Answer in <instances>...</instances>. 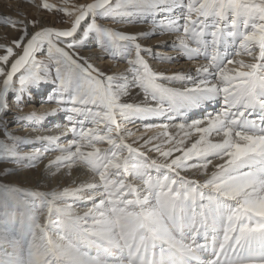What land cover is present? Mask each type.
<instances>
[{
    "label": "bare ground",
    "instance_id": "6f19581e",
    "mask_svg": "<svg viewBox=\"0 0 264 264\" xmlns=\"http://www.w3.org/2000/svg\"><path fill=\"white\" fill-rule=\"evenodd\" d=\"M70 1L71 4L68 7L70 10L78 7L81 4L87 3L85 0ZM18 2H20L21 5L25 7L29 15L31 13L42 12L43 7L41 8V6L43 3H41L40 0H18ZM48 2L55 4L56 6L61 4L60 0H48ZM91 2L92 0H89L88 3ZM183 12H186V9H183L182 7L173 9L171 13H151V16H149L148 13L133 12L127 17H130L129 20L124 19L123 21H118L117 19H110L108 20L109 22L107 21L108 23H105V25L109 24L111 21V25H116V27L122 26V29L119 30L120 32L125 31L127 34L147 33L148 35L142 36L138 39V43L141 44V48L143 50L141 52V55L148 62L149 66L154 71L165 73L166 76H173L174 74L180 73L185 77L184 79L173 80L160 79L157 81V83H161L168 88L182 90L185 87H192L193 80H199L200 77H197L196 69L199 65L207 63V60L203 55L189 58L187 53H185L178 46L177 35L182 34V29L180 33H177L170 27V25L173 21L182 25L184 22L182 17ZM157 14H159L157 17L154 16ZM44 16L45 17H41L40 20V24H42L44 27L65 29L55 25V18H53V21H55V23H49L47 21V15L44 14ZM4 17L7 16L0 10V33L5 32L4 34L8 35L9 38H16L18 35H20L19 31L16 28H13L11 25L4 23ZM10 18L14 19V17L12 16H10ZM27 19L29 22H31L30 16H27L26 20ZM2 24L6 26H1ZM33 27L34 26L29 28L32 29ZM208 39L210 42V37H208ZM91 42L96 43L92 44ZM0 44H3V39L1 38ZM86 45H88L89 48L85 49L88 50V54L91 60L95 61L97 67L99 66L101 68L100 65L102 64H115V62L119 61L120 67L121 65L124 66L122 67L120 73L128 74L130 77V73H128L127 71L129 68L127 62L128 57L124 55L123 50L118 46L115 48V50L111 48H109L108 50H104L100 46L99 41L95 39L94 35L92 36L91 40H89V43H86L84 46ZM189 46L197 47V44L195 41H189ZM220 50L222 51L223 48H221ZM228 51H233V49L229 48ZM105 55L108 57L103 58V56ZM97 59L103 61V63L96 62ZM241 59H244L246 62L250 60V58L247 56H242ZM209 79H212V77H209ZM44 87L45 84L40 86L33 85L29 86L26 91L16 92L19 95H27V98L34 102V100H36L37 98H34L32 96L33 93L30 89L32 88L35 95H37L42 92V89L45 93V89L47 88ZM53 89V87H50V89L48 88L47 90L49 93H51ZM137 92L140 93L139 96L136 95ZM39 95L43 100H45L46 96H48L49 94L45 95L41 93ZM132 95L135 98L134 102L139 103L144 99L143 93L139 88L135 89ZM154 103L155 102H153V104ZM14 104L16 105V107L22 105H18V103L16 102H14ZM185 104L186 107L182 108L181 112L183 113V117L188 119L189 122L192 119L201 118L208 113H215L216 111H219L223 106L220 103L219 99L200 101L195 104H188L187 102H185ZM163 106L165 109H167L168 102L165 101ZM53 107L57 108L56 103L49 105L46 103V100L43 102L42 109H40L36 114V116H42L43 119H30L29 117L32 116H30L31 114L29 113L20 116V118L22 117V119L26 123H28L26 127H29L30 130L27 136L19 135V137L21 138V140L19 139L20 142L22 144H27V148L22 150L21 154L29 153L36 148L41 149L42 154L38 159L34 161L29 160L28 158H24L19 162L13 161V166L11 165L12 169L18 170L19 172L17 174L10 175L9 178H16V182L22 184L24 187L36 186L37 188L38 186H40L41 189H45V195L40 193V202L36 204V209L38 211L39 209H43L45 213H49L52 208L50 214L51 216L54 214V212L56 214H61L65 219H70V221H73L75 225L77 224L78 226H80V228L88 230L91 235H93L94 238L97 237L100 242L105 241L103 246L107 245V247H100L101 257H99V260H93L90 257H87L86 254L79 255L77 253L76 246L75 248H72L70 247L72 245H69L65 241L64 237H60L58 235L54 236L52 234L53 231H56V228L55 226H53L52 221L49 220L47 225L48 228L44 227L45 230H43L44 235L42 236V238H32V241L30 243L31 245L28 248V257H30L31 259V264H49L50 260L52 259H54L59 264H62L63 261H67L68 264H116L118 260L121 261L120 264H185L189 261L202 262L203 260H200V258L204 257V255L206 254V245L208 243L218 241L223 236V233L220 232L219 236L214 239V237H216V233H214L212 229L207 226L208 224L206 222V218L210 214V211L205 210L203 212L201 209V211L196 214L188 211L184 216H178L177 221H182L177 223L175 222L176 228H174L171 223L173 219L170 218L171 221L169 222L166 219V217H168V214L165 215L166 217H164L163 215H160V212L163 211V213L166 214L168 208L170 209V207H174L180 210V206L185 210H189L190 205L188 204V207H185V205L181 204L182 199L180 200V197L173 196L172 191L169 193H159V197H157L156 194L152 195V192L156 193L157 188H153L151 186V181L149 179V177L153 176L161 178L164 177L165 179H158V181L160 188L165 189L170 187L171 178L176 177V190H179V188H185L186 190H188L190 188L194 189L195 187H199V191H201V189L204 187V170L202 168H190L188 165H201L206 161L199 160L200 162L193 163L194 161L198 160L193 157L188 161H182L178 166L177 164L173 163V160H175L177 156L183 157L184 150L188 147H191V144L194 143L195 140L199 138L200 135H202V133H198L196 130H191V132L187 134L185 132L179 131L174 127L176 123L182 122L180 120L181 117L179 116H177L176 119L173 120H168L167 116L150 117L146 118L143 121H141L140 119H134V122L127 123V127L132 129L131 133H137L138 130H144V133L141 136H138L137 134L138 137L134 135V137H131V139H123L122 144L126 145L127 147H120L119 145H117L116 148H113V146L108 144L107 142L89 139H77L76 143L78 147H76L72 146V139H74L73 134L67 132L65 127H70L71 125L66 123L62 124V122L65 121L63 118H66V113L63 111H57L54 114H51L53 113V110L56 109ZM64 107H67V105H65ZM46 113H49L51 115H45ZM168 115L174 116L173 113H170ZM1 116L4 117V114L2 113ZM13 116V113H11L10 115L7 114V119H11ZM259 116L260 112L259 109H257L256 111H252L251 115L248 116V118L251 120H255L257 124H259ZM0 122L1 124L7 123V121L5 120H1ZM165 122H169L167 131L172 139H169V135H159L158 130L162 131V129L160 128H144L145 123L164 124ZM23 127L24 125H21V123H16L12 125L10 130L16 131ZM101 128L103 129L102 126ZM120 135L122 136L121 132ZM212 135L213 137H215V133H213ZM40 136H57L59 137V141L52 144H48L47 142L42 143L41 141L36 139ZM137 141H139V144H136ZM145 141H147V143H145ZM177 141H183V143H177ZM149 142L151 143L149 144ZM57 143L59 145L57 146V148L59 147L61 149L58 150L59 152L56 151L53 153L52 151H54V148H56ZM45 148H47V151H44ZM68 148H71L72 152L78 154L74 157H69L67 160L58 164L49 163V161H53L57 156L65 154L62 153V149ZM165 152H170V154L167 156L162 155V153ZM135 161L142 166L138 172V174H141L140 177L139 175L137 177L135 176V174H132L133 179L127 180L126 178H123L125 177L124 173L123 177L122 174L113 176V172L117 171L118 168L123 169L124 166L129 165L131 162ZM216 162L219 161L214 160V163ZM58 165H60V167H58ZM211 170L212 166L209 165L208 171L210 172ZM136 171L138 170L136 169ZM54 175L57 176L54 180L49 181V183L45 181V176L53 177ZM111 186H114L115 188L111 191V195L113 196L117 194V190L119 188L121 190L127 189L126 194L129 193L128 197H130V201H132L131 203L133 205L129 209L127 207H125L124 209H120L119 216L125 215L127 217H118L114 221H112L111 218L116 216V212H114L112 209V203H110L108 199H106L105 202V196H103L104 190L111 189ZM244 190L249 192L252 191L251 189ZM89 191L92 195L93 193H96L95 196H93L95 200L91 203L96 204L94 205L96 206V210H86L85 213L82 214L76 212L75 210L73 211L71 208L72 204L76 203L77 201H83L80 198H76L80 197L76 193H90ZM33 196L38 197V195ZM120 196H117L118 198H120L117 203L122 202V198ZM52 198L53 200L56 198H61L62 201L66 203L64 206L67 208H71V211L70 209H64L62 210H66V212L64 213L60 210L54 209V206L51 207L49 201ZM98 200L101 201L99 202ZM155 201H157V204H155ZM198 201L199 203L200 201L202 202L203 207L210 204V200H208L207 198L201 199V197H199ZM146 202H150V208L146 207L147 209H144V205L146 204ZM251 206L254 208L257 214H259L260 210L264 208V190L257 188L256 191L252 193ZM141 207L143 208V213L148 217L147 223H144L143 220H141L142 216L139 212L141 210ZM201 220H205V224H201ZM2 223L3 221L0 222V264H25V257H23V253H25V251H23V248L19 243H17L18 245L16 246L15 242H17V239H13L14 237L12 231L3 228L5 227V225ZM193 224H195L194 227ZM145 225L151 230V232L153 231L152 234L154 236L159 238L158 242L153 241L151 238H147V234L144 232ZM178 225L182 226L181 231H179V229L177 228ZM188 226H191L192 229L188 230ZM7 229H9V226H7ZM125 232L127 233V237L132 234L134 238L129 241H124L125 243H123L122 240L115 242L116 239L119 238L120 235H124ZM193 233H195L194 236ZM18 234H20V232H18ZM87 237L89 238V236ZM231 238L232 241H235L233 237ZM243 243L245 245L244 248H241V245L237 243H227L224 245H226L228 253H233L234 249L238 248L240 252L237 251V253H243V257L247 258L245 261H247L248 259L252 260V258L258 256L257 253L246 254L245 251L247 248H264V244H262L258 239H252L248 242ZM44 245H46V247H44ZM163 246L176 247L181 251L182 254L175 257L169 251H164V255H161L158 260L155 256H151V254L149 253L141 255L136 254L141 251L146 252L149 250L162 248ZM198 246L200 247L198 248ZM231 248L232 250H230ZM190 251H193V253ZM108 256H110V258H115L117 262L114 263L111 260H109L111 262L105 261V258H108ZM162 256L164 259H167L166 262L162 263ZM229 256L230 255H228L225 263H223L224 260H222L220 264L241 263L242 257L239 258V260L234 261L229 259ZM235 258L236 257L234 255V259ZM85 260L86 262H83Z\"/></svg>",
    "mask_w": 264,
    "mask_h": 264
},
{
    "label": "snow or ice",
    "instance_id": "6c2138e0",
    "mask_svg": "<svg viewBox=\"0 0 264 264\" xmlns=\"http://www.w3.org/2000/svg\"><path fill=\"white\" fill-rule=\"evenodd\" d=\"M42 7L52 10L57 6L43 0ZM177 7L186 9L182 14L183 24L173 21L170 25L177 33L182 29V34L177 35L178 46L189 58L203 55L207 60L206 64L199 65L196 69L199 80H193L192 87H185L182 90L157 83L160 79L173 80L185 77L180 73L166 76L165 73L154 71L149 66L141 55L143 50L138 43V39L148 35L147 33L126 34L102 27L96 22L97 17L115 19L133 12L171 13ZM58 11L67 13L71 20L70 27L65 29L44 27L42 24H36V21H31L34 27L30 29L29 22L10 17L3 18L4 23L13 28L17 25L23 27L20 29L22 34L13 39L10 45L0 44V48L4 49L3 54H0V108L5 106V97L10 90L22 92L33 85L55 84L56 87L45 100L55 102L57 105L51 114L57 111L66 113V119L71 125L65 126L66 131L74 136L72 146L78 147L77 139H89L107 142L116 148L117 145L127 147L122 144L123 137L118 133L129 132V129L121 128V123H132L135 118L124 121L123 117L116 118L117 113L132 114L146 109L175 113L174 116L169 115L167 119L181 117L182 122L175 124L179 131L190 133L191 130H196L207 135L225 127L222 121H225V117L233 115L230 109L232 94L235 93L248 101V111L259 109L260 122L257 124L255 120L249 119L250 128L256 134L264 135V0H186V3L185 0H114V2L92 0L91 3L81 4L71 10L61 7ZM91 34H94L104 50L109 48L115 50L117 46L123 50L124 55L128 57L127 71L130 77L125 73L105 76L92 63L79 56V50L89 43ZM189 41H195L197 47H190ZM45 48L47 62L37 60L36 53ZM229 48L233 51L229 52ZM242 56H247L250 60L246 62L241 59ZM215 80H219L220 84L209 93L212 81ZM137 81L145 87V101L133 103L129 107L117 106L112 93H118L130 83ZM208 94L220 95L225 100L219 111L192 119L190 122L183 117L181 109L186 107L185 102L192 104L195 99ZM165 101L168 102L167 109L163 106ZM65 105L67 107H64ZM244 106L242 103L241 107ZM244 115L247 116V112ZM29 118L43 119L35 113ZM86 121H90L94 127H85ZM144 127L160 128L167 132L169 124L145 123ZM228 131L230 138L231 130ZM36 139L48 144L59 141L57 136H40ZM12 141V147L3 146L0 158L14 162L22 161L24 158L34 161L42 154L39 148L21 154L15 149L17 138L13 137ZM44 151H47V148ZM61 151L65 154L57 156L51 161L52 164L61 163L78 154L72 152L71 148ZM252 162L264 164V153L258 152L252 157ZM16 191L18 189L13 187L0 186V197L12 199ZM237 232L242 242L258 239L264 244V220L260 218L251 220L247 225H239ZM233 239L237 240V234Z\"/></svg>",
    "mask_w": 264,
    "mask_h": 264
},
{
    "label": "rangeland",
    "instance_id": "374dc122",
    "mask_svg": "<svg viewBox=\"0 0 264 264\" xmlns=\"http://www.w3.org/2000/svg\"><path fill=\"white\" fill-rule=\"evenodd\" d=\"M16 1L18 2V0H0V5H1L0 6V10L2 12H4L7 17L12 16V17H14V19L24 20L26 22L28 21V19L26 20L27 16H30L31 21H36V24H40L41 17H45L44 14H46L47 15V21L49 23H55V21H53V18H55V20H56L55 25L56 26H60L61 28L70 27L71 20H70L69 16L67 15V13L62 12V11H58V9H60L61 7H67L68 8L69 5L71 4L70 0H60L61 4L57 5V7L55 9H52V10L44 9L41 6L42 12L31 13L30 15H29V13H27V10L25 9V7H23L20 2L17 3ZM85 1L87 3L89 2V0H85ZM40 2L43 3V0H40ZM113 2H114V0H113ZM158 13L159 14H164L163 12H158ZM148 14H149V16H151V13H148ZM159 14L154 15V16L157 17ZM128 16H121V17L115 18V19H117L118 21H123L124 19H128L129 20L130 17L127 18ZM110 19H113V18H111V17H97L96 18V22H97V24L101 25L102 27L106 26V28H111L114 31L116 30L117 32H120L119 30L122 29V26L121 27H116V25H111L110 24L111 21H110L109 24L105 25V23L108 20H110ZM88 20L90 22L91 21V17H89ZM1 26H6V25L2 24ZM32 26H34V25L29 22L28 23V27H32ZM114 26H115L116 29L114 28ZM22 27H23L22 25H17V27H16V29L19 31L20 35L22 34L21 31H20V29ZM4 33L5 32L0 33V38L3 39V44L2 45H10L13 39L11 37L9 38V36L5 35ZM20 35H18L14 39H17ZM93 35L94 34L90 35L89 40H91ZM91 43L95 44L96 42H91ZM85 48H89L88 45L84 46V48L82 47L79 50V53H78L79 56L82 57L83 59H86L89 63H92L95 68H97V69L99 68V71L103 72L105 74V76L118 74V73H120L122 67H124L122 65L120 67V62L117 61V60L116 61L118 63L117 62H115V64H113V63L112 64L111 63H105L106 65L105 64L100 65L101 68L99 66L97 67L96 64H95V61L91 60V58H90V56L88 54L89 52ZM3 51H4V49L0 48V54H3ZM14 51H17V50L14 49ZM107 57L108 56H106V55L103 56V58H107ZM36 59L40 60V61L47 62V51H46V48L42 49L41 52L36 53ZM96 62L103 63V61H100L98 59L96 60ZM53 75H54V73H53ZM44 84H45L44 88H47V89L48 88L50 89V87L51 88L52 87L53 88L56 87V85L52 84V83H42L41 85H44ZM17 87H18V85H17ZM47 89H45L46 90L45 93H44V90L42 89L41 93H43L45 95L46 94H50ZM30 90L33 93L32 96L34 98H37L36 100H34V102L32 100H29L27 98V95L26 96L25 95H19L15 90H10L8 96H6V99H5V106L2 109L0 108V116L2 115V113L4 114V117L3 116L0 117V121L1 120L7 121V123H4V124H1V122H0V152L3 151V146L4 145H7L8 147H12V144H13L12 138L13 137L17 138V142L15 143L16 151L21 153L22 150L27 148V144H22L20 142L21 138L19 137V135H26L27 136L29 134L30 130H29V127H26V125L28 123H26L22 119V117L20 118V116L26 115V113L31 114L30 116H32L33 113L37 114L38 111L40 109H42V104L45 101L39 95L41 93L35 95V93L32 90V88ZM37 92H38V90H37ZM14 102L18 103V105H21V104L22 105L19 106V107H16ZM46 103L49 104V105L55 104L54 102H46ZM28 108H30V109H28ZM53 108H56V107H53ZM11 113L14 114V116L12 117L13 119L12 118L11 119H7V114L10 115ZM4 118H6V119H4ZM79 118L80 117H77V119H79ZM63 119L65 121H63L62 124L63 123L69 124V122L67 121L66 118H63ZM16 123H21V125H24V127L21 128V129H18L16 131L15 130H10L12 125L16 124ZM84 126L85 127H88V126L91 127V126H94V125H92L90 121H86ZM127 129H129V132H131V130H132L129 127H127ZM26 131H27V133H26ZM143 133H144V130H138L137 133L134 132L133 134L135 136H137V134H138V136H141ZM116 134L117 133L114 131V135H116ZM121 134H122L123 139H127V140L131 139V137H134V135H132V136L129 135L128 132H121ZM118 135H120V133H118ZM150 143L151 142H149V144ZM136 144H139V141H137ZM142 146H143V144H142ZM59 149H61V148H59V147L57 148V145H56V148H54V151H52V152L54 153V152L58 151ZM196 162L198 163L200 161L196 160L193 163H196ZM12 164H13V161H7V160H5L3 158H0V186H9V187H13L15 189H18V191L15 192L14 197L12 199H7L6 200V199H3L2 197H0V222L3 221L2 224L5 225V227H3V228H5L6 230H9V231H12L13 237H14L13 239H15V240L17 239V242H15L16 246L18 245L17 243H19L21 245V247L23 248V251H25V253H23V257H25L24 263L25 264H31V259H30V257H28V255H29L28 248L31 245L30 243L32 241V238L33 237H36V238L41 237L42 238V236L44 235L43 234V230H45L44 227H47L49 220L52 221L53 226H55V228H56V231L52 232V234L54 236L58 235L60 237L61 236L64 237L65 241L69 245H72V246H70L72 248H75V246H76L77 253L79 255H81V254L85 255L86 254L87 257H90L93 260H99V257H101V249L97 248V247H99L97 239L94 238V236L91 235V233L88 230L80 228V226H78L77 224L75 225V223L73 221H70V219H65L61 214H56L54 212V214L51 216L50 214H51L52 208H51L49 213L47 212L48 214L45 213V211H43V209L42 210L39 209V211H38L36 209L37 208L36 204H38V202H40V193L45 195V193H44L45 189H41L40 186H38L37 188H36V186H34V187H24L22 184H19V183L16 182L17 181L16 178H12V179L9 178L10 175L17 174L19 172L18 170L12 169V166H13ZM58 167H60V165H58ZM141 167H142L141 164H139L138 162H136V161L135 162H131L129 165L124 166L123 169L118 168L117 171H114L113 172V174H114L113 176H115L117 174H122V177H123V173H124L125 177H123V178H126L127 180L133 179L132 174H135V176H137V177L139 175V177H140L141 174L140 173L138 174V172H139V169ZM136 169L138 171H136ZM56 177H57L56 175H54L53 177L45 176V181H47V183H49V181L54 180ZM172 178H173V182L171 183V185L169 187L170 189L169 188L162 189V188H160L159 181H158V179H160V180L162 179L161 177H155V176L149 177V179L151 181V186L153 188H157L156 189V193L152 192V195L156 194L157 197H159V193L162 190H167L168 192L164 191L166 193H169V192L172 191V195L173 196H178V197L182 196V198H180V200L182 199L181 200V204L185 205V207H188V204L190 205L189 201H187V200H188V198H192L191 195L193 193L197 194L196 197L201 196V199H204L205 197H207L208 200H210V198H209L210 197V195H209L210 194V189L203 187L201 189V191H199V187H195L196 189L195 188L194 189L190 188L188 190H186V189L183 190V189L180 188L179 190H176L175 187H176V183H177V178L176 177H172ZM110 179H111V177H110ZM104 189H106V188H104ZM113 189H115L114 186H111V189L104 190V193H103V196H105V202H106V199H108V201L110 203H112L113 201H116V206L114 205V207H118L119 208L117 211H115L113 209V205H112L113 211L116 212V216L111 218L112 221L116 220L118 217L125 216V215H120L119 216V212H120V209H121L120 207L122 205L121 204L122 202L118 203L119 206H117V201H119L120 198L117 197V199H116L115 196L111 195V191ZM126 192H127V189L121 190L119 188L117 190V194H119V195H117V194L116 195L117 196L121 195L120 197L122 198V200L124 201L125 205L127 206L132 201H130L131 199H130V197H128L129 193L126 194ZM76 194L78 196H80V197H76V198H80L83 201H81V202L77 201L76 203H73L72 207H71L73 211L75 210L76 212H79V213L82 214V213H85L86 210L87 211H95L96 210V206H94L96 204H91L95 200L93 198V196H95L96 193H93V195H92L91 192L90 193L77 192ZM33 195H38V197L37 196H33ZM183 200L187 201V202L184 203ZM98 201L100 202L101 200H98ZM49 202H50V206L51 207L54 206V209H57V210H60V211H62L64 209H70V211H71V208H67V207L64 206L66 203L63 202L61 198H58V199L56 198L54 200L52 198ZM155 204H157V201H155ZM192 204L196 205V207L198 208L197 211L195 212V214L200 212L201 209L203 208L202 202L200 201V203H199L198 199L196 200L195 203L192 202ZM145 205H144V209L146 207L150 208L149 207L150 202H148V203L146 202ZM62 206H64V207H62ZM209 206L211 207V202L208 205V207ZM134 209H137V208H134ZM176 210H177L176 208H174V207L171 208L170 207V209L168 208V211L166 212V214L165 213L161 214L164 217H166L165 215L168 214V217H166V219L169 222L171 221L170 218L173 219V221L171 223L174 226V228H176L175 227V222L177 223V222H181L182 221V220L177 221L178 220L177 219L178 216H181L184 213V211L182 210L181 206H180V210H178V211H176ZM175 211L178 214L177 216L175 214ZM193 211H195V208L193 209ZM62 212L65 213L66 210L62 211ZM140 212H142V210H140ZM125 217H127V216H125ZM141 220H143L142 217H141ZM7 226H9V229H7ZM188 227H189V228H187L188 230L192 229L191 226H188ZM145 228H147L146 225H145ZM145 228H144V232H145ZM18 232H20V234H18ZM89 233H90V235H89ZM87 236H89V238ZM120 237L123 238V240H122L123 243H125L124 241H129V240H132L134 238V236H132V234H130L128 237H127V235H120L119 238ZM19 239H20V241H19ZM104 243H105V241H104ZM44 247H46V245H44ZM229 255H230L229 259L234 260V255L235 254L234 253H229ZM91 259H89V260H91ZM109 260H111L114 263L117 262V260H115V258H110V256H108V258L107 257L105 258V261L111 262ZM55 262L56 261L54 259H52V260H50L49 264H55ZM83 262H86V260L83 261ZM87 262H89V261H87ZM56 264H59V263L56 262Z\"/></svg>",
    "mask_w": 264,
    "mask_h": 264
},
{
    "label": "clouds",
    "instance_id": "9594fccd",
    "mask_svg": "<svg viewBox=\"0 0 264 264\" xmlns=\"http://www.w3.org/2000/svg\"><path fill=\"white\" fill-rule=\"evenodd\" d=\"M219 84V80L212 81V88L208 90L209 93H212ZM137 88L140 89L144 96V99L139 103L145 101V87H142L137 81L130 83L118 93H112L117 106L129 107L133 103H137L134 102L135 98L132 95L133 91ZM139 94V92L136 93L137 96ZM232 95L233 99L230 111L233 112V115L231 117H225V121H222L225 127L215 132H209L207 135H200L191 144V147L184 150L183 157L177 156L173 160V163L179 166L182 161H188L193 157L206 161L201 165L189 164L188 166L190 168H202L204 170V187L210 189L209 198L213 206L210 217L211 223L207 226L216 233L214 239L219 236L220 232L223 233L222 248L231 239V233H237V240L235 242L240 244L241 248H244V243L239 240L237 224L247 225L255 218L264 220V208L257 214L251 206L252 193L257 188L264 190V164L252 162V157L258 152L264 153V135L256 134L250 128L248 116L251 115L252 111H248V101L244 100L243 97L237 96L235 93ZM215 99H219L222 105L225 103L223 98L221 100L220 95L213 96L212 94H208L204 95L203 98L195 99L193 104ZM242 103L245 105L244 107H241ZM245 112H247V116L244 115ZM168 114V112H155L146 109L143 112L132 114L120 112L116 114V118L123 117V120L127 121L135 117L134 119L143 121L150 117L167 116L168 118ZM173 114L175 115V113ZM120 127L127 128V123H121ZM229 129L231 130L230 138ZM213 133H215V137H213ZM128 134L134 135L131 132H128ZM158 134L161 136L169 135L168 131L164 132L163 130H158ZM169 139H172L170 135ZM177 143H183V141H177ZM169 154L170 152L162 153L165 156ZM214 160L219 162L214 163ZM209 165L212 166L210 172L208 171ZM244 189H251L252 191L249 192ZM201 224H205V220H201ZM124 235H127V233L125 232ZM194 235L195 233H193ZM252 236L254 237L255 233ZM261 256L264 257V248L261 249ZM246 259L242 257L241 264H245ZM62 264H68V262L63 261ZM247 264H255V261L248 259ZM260 264H264V258L260 260Z\"/></svg>",
    "mask_w": 264,
    "mask_h": 264
}]
</instances>
